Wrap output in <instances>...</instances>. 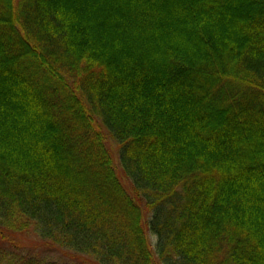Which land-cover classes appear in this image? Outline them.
I'll use <instances>...</instances> for the list:
<instances>
[{
    "label": "trees",
    "instance_id": "16d2710c",
    "mask_svg": "<svg viewBox=\"0 0 264 264\" xmlns=\"http://www.w3.org/2000/svg\"><path fill=\"white\" fill-rule=\"evenodd\" d=\"M0 264H264V0H0Z\"/></svg>",
    "mask_w": 264,
    "mask_h": 264
},
{
    "label": "rangeland",
    "instance_id": "374dc122",
    "mask_svg": "<svg viewBox=\"0 0 264 264\" xmlns=\"http://www.w3.org/2000/svg\"><path fill=\"white\" fill-rule=\"evenodd\" d=\"M108 148L112 151L114 157L117 159V146L113 144L109 145ZM19 240L21 241L20 243L23 249H20V251L13 250L17 253V255L20 254L23 257L34 256L39 258H47L50 260H58L61 258V255L57 250L49 247L48 245L44 246L45 244H42L41 241H39L33 234L28 233L26 235H22L20 236ZM150 240L152 246L155 245L156 238L150 235ZM62 259H65V257H62Z\"/></svg>",
    "mask_w": 264,
    "mask_h": 264
}]
</instances>
